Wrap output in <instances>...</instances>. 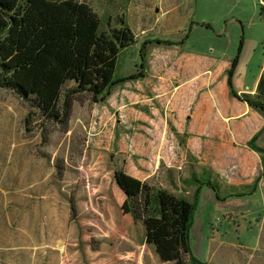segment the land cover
<instances>
[{
	"label": "rangeland",
	"instance_id": "obj_1",
	"mask_svg": "<svg viewBox=\"0 0 264 264\" xmlns=\"http://www.w3.org/2000/svg\"><path fill=\"white\" fill-rule=\"evenodd\" d=\"M79 1L97 13L100 32L132 30L115 80L137 77L116 85L110 103L74 102L67 133L36 113L27 128L29 104L0 86V264H166L146 243L144 223L123 211L115 172L130 173V164L149 185L190 202L196 177L216 185L225 200L204 185L194 212L190 246L199 261L264 264V176L253 190L211 172L186 182L161 175V159L193 156L188 141L213 169L223 159L227 180L251 159L257 179L264 173V116L250 106L244 113L247 103L228 85L236 58L239 95H255L264 77V0ZM205 96L212 106L202 111ZM255 136L261 151L250 145Z\"/></svg>",
	"mask_w": 264,
	"mask_h": 264
},
{
	"label": "trees",
	"instance_id": "obj_2",
	"mask_svg": "<svg viewBox=\"0 0 264 264\" xmlns=\"http://www.w3.org/2000/svg\"><path fill=\"white\" fill-rule=\"evenodd\" d=\"M99 27L97 13L79 0H0V86L29 104L27 128L36 113L44 124L67 133L74 102L87 98L93 104L105 103L116 85L136 79L115 80L121 50L135 43L132 30L123 26L100 32ZM237 65L238 58L228 74L231 95L264 116V77L255 95L241 96L233 82ZM257 139L250 142L254 148ZM115 181L126 197L124 213L144 223L146 243L163 263L208 264L199 261L190 246L201 189L190 202L123 171L115 172ZM204 185L225 200L214 183ZM72 212L76 214L74 205Z\"/></svg>",
	"mask_w": 264,
	"mask_h": 264
},
{
	"label": "crops",
	"instance_id": "obj_3",
	"mask_svg": "<svg viewBox=\"0 0 264 264\" xmlns=\"http://www.w3.org/2000/svg\"><path fill=\"white\" fill-rule=\"evenodd\" d=\"M197 79L198 80H201L202 77H195V80H197ZM211 80H212L211 77H208V79L205 78L200 83H202L201 85H203V86L206 87V86H208L209 82L211 83ZM164 83H165V85L168 84V85L171 86V84L168 83V82H166V81H164ZM173 87H175V89H178V86H176V85L175 86L173 85ZM195 91L198 92V89H195ZM255 92H257V89H256ZM112 97L113 96H111L109 98L110 99L108 101L109 103L113 100ZM203 101L205 103V105H204L205 107H202ZM208 105H209V108L212 106L211 101H208V98L206 96L204 98L201 97V101L199 102V107L198 108H200V110L204 111V109ZM249 109H250L249 108V105L247 104L246 107L244 108V113L248 114L249 113ZM205 111H206V109H205ZM207 111H208V109H207ZM116 112H119V111H116ZM161 127L164 128L163 127V124H161ZM170 131L171 130H168V129L165 130V133L166 134L163 136V138H161V146L162 145L164 146V145L167 144L166 142L168 141V137L170 136L169 135ZM178 131L179 132H182V130H180V129ZM192 140H194V138H192ZM191 143H192V141H188V143H187L188 144L187 145V148L193 154V156H191L190 159H161V175H163L164 173L169 174V173L174 172V174H177L178 175V177H179L180 180L183 179L182 176H187V177H184V179H185L184 181L186 182L188 178H190V181H191V179L192 178H195L198 175V173L201 172V171H202V174L203 175L209 174V172H211V173H213V175H218L220 178H224V180H226L225 182L227 184H229L231 186H234V187H242V186H248V185H251V186L253 185L254 186V184H255V182L257 180V177L256 176L258 174V173H255L254 171H252V169H253V167H254V165L256 163V162H254L255 159H251V161H253V162H250L251 164L248 167L249 170H246V171L243 170V173H241L240 170H239L240 168H238L237 171H236V174H238V175H235L234 176L235 178H233L232 180L231 179L227 180V178L229 176L226 175L227 174L226 173V168H225L226 162L223 161V159H216L215 160L216 161V165H215L216 168L213 169L212 167H210V162H208V164H207V162H205L203 159H197V157H196V155H197L196 154V149H193L192 150ZM205 149L207 150L208 148L206 146L202 147V151L205 152ZM144 160L145 159H139V162L141 164L140 166H142V167L145 166ZM134 166H135V164L134 165H131L130 164V166H129L130 173L127 172V174L130 175V176H133V177H135V178H137V179H139V180H141L143 182L145 181V182L149 183L146 180V177H143L144 173L138 167H134ZM232 174H234V173H232ZM230 176H231V174H230ZM199 178H200V180H199ZM199 178L196 177L195 179H198L199 181H202L201 180V176ZM198 180H196V181L198 183H200ZM244 181H248V184L247 185L243 184V183H246ZM198 183L194 185V187H195L194 194H196V192L198 191V189H201L200 190V195H201L202 190H203V188L205 186L202 185L201 183L200 184H198ZM191 186H193V184ZM162 188H163L162 190L167 191L166 189H164L165 187L162 186ZM167 192H169V191H167ZM171 194H173V193H171ZM173 195H175V194H173ZM235 195H239V194H234L233 196H235ZM177 197H180V198H183V199H186L187 200V198H185L183 196H177Z\"/></svg>",
	"mask_w": 264,
	"mask_h": 264
}]
</instances>
